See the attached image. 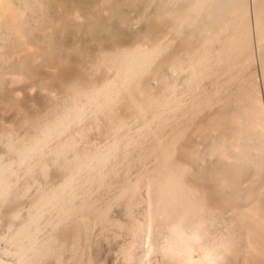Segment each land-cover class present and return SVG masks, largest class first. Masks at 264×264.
Instances as JSON below:
<instances>
[{
    "label": "bare ground",
    "instance_id": "obj_1",
    "mask_svg": "<svg viewBox=\"0 0 264 264\" xmlns=\"http://www.w3.org/2000/svg\"><path fill=\"white\" fill-rule=\"evenodd\" d=\"M251 3L0 0V264L62 249L61 264H94L87 196L116 183L131 223L119 221L110 264H264V197L241 201L239 178L264 163L247 19L264 84V0ZM129 151L143 168L131 171ZM20 165L40 177L25 214Z\"/></svg>",
    "mask_w": 264,
    "mask_h": 264
},
{
    "label": "rangeland",
    "instance_id": "obj_2",
    "mask_svg": "<svg viewBox=\"0 0 264 264\" xmlns=\"http://www.w3.org/2000/svg\"><path fill=\"white\" fill-rule=\"evenodd\" d=\"M249 1L247 0V5H248V8L251 11V4L252 3H251V0H249ZM250 11H249V15H248V18L247 19H249V21H250V22L248 21V24L250 25V30L252 29L250 31V34H251L250 36L253 37L252 38L253 40L252 39H250V40H251L252 44L254 45L252 47L253 50H251V51H253L252 52V55L253 56L251 55L253 59H251L250 64H251V68H252L251 71H253L255 73V76H256V78H255V88H257V91H258V96H259V99H260V108H261L262 117H263V120H264V84L262 82V73H263V71H261V69L259 67V64H260L259 55L256 52V49L254 48L255 47V43H254L255 42V39H254V33H253V30H254V27H253L254 26V22H253V19H252L253 18L252 17V14H250ZM250 15H251V17H250L251 20L249 18ZM229 18H226V20L229 21ZM255 52H256V55H255ZM254 59L257 60V61H255ZM210 86H212V85H210ZM33 93L36 94L34 91H33ZM261 94H262V96H261ZM36 103H37L36 106H38V107L45 105V102H41V101H38ZM50 103L51 102L47 101L46 105L49 106ZM31 112L32 113L35 112V107H32ZM0 115H7V112L5 110V103H3V102H0ZM263 131H264V128H263ZM90 135H91V133L85 134L82 138H86V137H88ZM81 141L84 143L85 142V139H83ZM254 144H255V140H250L249 141V145H254ZM258 146L262 147V149H260V150L259 149H256L253 152V154H252L254 157H257L256 156L257 154L260 155L259 157L264 156V144L262 143V144H259ZM261 152H263V154H260ZM127 153L130 154L129 155L130 157L133 156V159H134V162H132V164H130V166L132 165V168H131V171L132 172H133V170L135 172L136 169L138 170V169H141V168L144 167V163H143L144 160L143 161L142 160H138L137 155L135 154L136 152H134L133 155H132V151L131 152L129 151ZM134 155H135V157H134ZM139 158L142 159L143 157H139ZM31 163H32V161H31ZM238 164H239V162H238ZM23 166H25V165H20L18 167V172L19 173L17 174V178H18L17 179L18 180L17 181L18 182V185L17 186H18V188L20 190H22L21 189L22 186L24 187L26 184H29L31 186L29 190H31V191L28 190L27 193L24 196H20V198H18L16 200V205H18V209L19 210L22 209V211L20 210L21 214H25L28 211H29L28 213L33 212V210L36 208L37 205H35V207H34V205H33L34 202H32V201H34L35 195H36V188H37L36 187L37 186L36 183H38V179H40V177H37L38 171L37 170L34 171V169H35L34 167H32L30 171H27V169L25 167H23ZM123 166H127V165L124 164ZM130 166H128V169H130ZM21 167L23 168L22 170H21ZM242 168L244 170V173L243 174H240L239 178L242 180L240 182H241V186L245 190V192L241 196V201L244 200V196H245L246 191L249 193V195L251 194V195H255V197L263 198L264 197V189H262V184H263V181H264V163L261 164L259 161H254V162H251V163H248V164L243 165ZM123 169H125V167ZM21 171H22V173H21ZM30 172H32V173H30ZM227 172H231V171H227ZM18 175H20V177ZM112 178H114V176H112L111 178H109V181L112 182L113 181ZM125 178L126 177H124L122 181H125ZM36 179H37V181H36ZM41 180L43 181V179H41ZM105 181H106V179H105ZM33 183H34V185H33ZM125 183H127V182H125ZM116 185H118V186L116 187L115 184H113L112 187H110V190L108 192L109 194L108 193H103V191H100L98 189L99 191L98 190H93V192H91L93 196L91 194H88V195H91V196H87V198L89 200H91L90 198H92V200H95L96 201L94 203V205L95 206L97 205L95 208H96V212H98V214L95 212L96 213V220L98 219L97 222L95 220V224H93L94 222L92 221L93 223H90V229L88 230V235L90 236L89 238H91L90 239V244H91V248L90 249H91V252L93 251L92 252V256L94 258V261H93L94 264H108V263L110 264L111 263V260L110 259H111L112 252H113V249L115 247V244L119 241L120 238H122V235H121L122 232H121V229H120L121 227L119 225V221L121 222L122 226L123 225H126L127 222H128V224L131 223V220L128 218L127 215H125L126 214V211H125L124 207L122 205H120L121 204V201H122L121 200L122 197L117 196L118 194L116 193L119 190L118 188H120V184L116 183ZM111 188H112V190H111ZM95 191H97V192H95ZM127 196L128 195H126V197ZM76 197H78V199L80 200L82 196L80 195V197L79 196H76ZM118 197H120V198H118ZM28 198H29L30 201L27 200ZM78 199H77L76 202H72L71 201L70 204H74V203L77 204L78 201H79ZM26 200H27V202H26ZM136 202L139 205H138L137 208H135V211H134L135 212V216L137 217V219H139L138 221H142L143 215H144L143 214V212H144V210H143L144 209V205L141 202H139V200H136ZM79 203H80V201H79ZM107 207H108V209H107ZM222 209H223L222 212H217V215L219 217L218 221H222V219H224L227 216L226 209H224L223 207H222ZM213 212L216 213L215 210H213ZM46 213H49L50 216L56 215V214H53L54 212H52V211L51 212L50 211H47ZM46 213L44 215L45 217H42L40 219V222L39 223L41 225L44 224V223H46V221L48 220V216L49 215L46 214ZM46 216H47V218H46ZM116 219L118 221V224H117V222H115ZM41 220L43 221V223H42ZM113 222H114V224H113ZM118 225H119L120 228L117 227ZM106 228H107V230H106ZM47 230H48L47 228H44L43 231H42V234H44ZM91 230L93 232H91ZM124 246L126 247V244H124ZM102 248H104V249L102 250ZM65 249H67V248H65ZM63 251H64L63 249H62V251L61 250L59 251L58 261L55 260L52 256H47L45 258L43 264H54L55 262L56 263L59 262V264H61L60 263V258L62 259L63 256L65 258V257H67V254H68V252L66 254V252H63ZM86 251H85V253H86ZM61 252H63L62 256L60 254ZM156 257L157 258L155 259V261L156 262H159L158 254H157ZM124 260L122 261V263H125L126 262L127 257ZM62 261H63V259H62Z\"/></svg>",
    "mask_w": 264,
    "mask_h": 264
}]
</instances>
